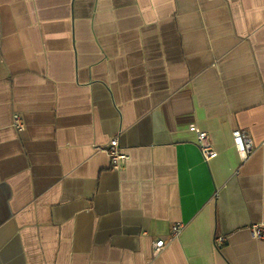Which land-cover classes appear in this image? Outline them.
<instances>
[{
    "label": "crops",
    "instance_id": "crops-1",
    "mask_svg": "<svg viewBox=\"0 0 264 264\" xmlns=\"http://www.w3.org/2000/svg\"><path fill=\"white\" fill-rule=\"evenodd\" d=\"M253 225L264 0H0V264H264Z\"/></svg>",
    "mask_w": 264,
    "mask_h": 264
},
{
    "label": "built area",
    "instance_id": "built-area-1",
    "mask_svg": "<svg viewBox=\"0 0 264 264\" xmlns=\"http://www.w3.org/2000/svg\"><path fill=\"white\" fill-rule=\"evenodd\" d=\"M12 125L17 130H22L24 128V124L18 113H14L12 115ZM231 137L234 147L243 159L253 152L254 146L252 140L245 130L236 128L232 130ZM196 144L204 161H208L216 155V151L214 150L209 137L205 132L196 130ZM104 151L108 156L109 165L113 170L121 169L128 158L127 154L119 148L116 138H112L108 141L107 145L104 147ZM182 228V223H174L171 226L166 239L157 238L153 241L152 253L154 255L158 254L169 241L180 233ZM251 232L254 237L264 239V229L259 225L251 226ZM214 241L215 245L220 247L223 243V237L216 236Z\"/></svg>",
    "mask_w": 264,
    "mask_h": 264
}]
</instances>
